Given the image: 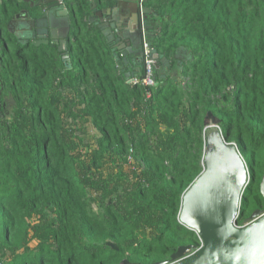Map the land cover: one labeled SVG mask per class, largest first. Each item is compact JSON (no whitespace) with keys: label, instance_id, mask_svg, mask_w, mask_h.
<instances>
[{"label":"trees","instance_id":"16d2710c","mask_svg":"<svg viewBox=\"0 0 264 264\" xmlns=\"http://www.w3.org/2000/svg\"><path fill=\"white\" fill-rule=\"evenodd\" d=\"M63 5L65 57L25 47L24 76L3 77L0 264H151L199 246L177 217L208 112L248 170L238 222L263 205L264 0H146L151 87L117 67L86 0ZM126 68L140 79L142 62Z\"/></svg>","mask_w":264,"mask_h":264},{"label":"water","instance_id":"95a60500","mask_svg":"<svg viewBox=\"0 0 264 264\" xmlns=\"http://www.w3.org/2000/svg\"><path fill=\"white\" fill-rule=\"evenodd\" d=\"M113 1L116 6L120 2L125 3L128 31L135 34L140 13L148 12L147 8L142 7L146 0ZM132 5H136V8ZM89 9L94 12L96 7L93 5ZM49 14L66 18L63 0H0V24L7 21L8 33L14 32L10 29L12 25H20L17 33L20 37L26 36L32 46L50 45L65 57L67 38L63 37L58 44L52 43L54 29H49ZM41 23L46 24L47 28L42 29ZM5 33V29L0 26V39ZM121 45L124 50L127 47L130 49L129 43L122 42ZM116 49H111L115 59ZM152 54L155 59L158 58L154 49ZM123 55L126 56V53ZM139 55V59L127 61L132 70L137 61L142 62L141 51ZM116 65L131 79L138 78L135 71L125 72L122 60H117ZM203 126L202 171L183 192L177 217L180 225L198 236L200 245L180 246L169 260L151 264H264V209H255L242 221L243 227H236L240 202L249 183L244 160L236 145L226 142L219 120L210 112L206 114ZM259 194L264 205V173L259 184ZM106 244L113 250L117 249L111 242ZM119 264L139 263L124 259Z\"/></svg>","mask_w":264,"mask_h":264},{"label":"crops","instance_id":"0c3cea01","mask_svg":"<svg viewBox=\"0 0 264 264\" xmlns=\"http://www.w3.org/2000/svg\"><path fill=\"white\" fill-rule=\"evenodd\" d=\"M88 3V6H95L96 10L90 11L87 16V24L91 26H95L100 33L102 34V37L104 39L105 44L108 46V48L111 50L112 48H118L115 50L116 53V61L122 60L125 65L124 69L125 72L129 73L130 70L126 68V66H130L128 60L132 61L136 58H138L141 51V43H142V35L140 32V17H138V23H137V31L135 34H131L128 31L127 27V13H126V5L124 2H120L118 6L114 4L113 0H86ZM133 8H136V5H132ZM144 7V6H142ZM66 9V8H65ZM67 11V17H55L52 14H49L50 17H48L49 22V29H54L53 34L51 36L52 43L58 44V42L63 38H67V44H68V37L70 35V19ZM50 12V11H49ZM144 17V13H143ZM90 18V21L88 22ZM98 24V25H97ZM5 24H0L5 31L6 27H4ZM41 28H47V25L44 23H41ZM69 26V31L68 30ZM118 26L119 28H117ZM20 25L14 24L12 25V29L17 33L19 30ZM145 29V26H144ZM118 31H121L120 34H118ZM129 43L130 49L128 47L124 50L123 47H121V43ZM56 48V47H55ZM57 50V49H56ZM61 53V52H60ZM123 53H126V56L123 55ZM62 55V53H61ZM139 59V58H138ZM138 62V61H137ZM134 71V70H133ZM129 80L131 77H128Z\"/></svg>","mask_w":264,"mask_h":264},{"label":"flooded vegetation","instance_id":"af4514ba","mask_svg":"<svg viewBox=\"0 0 264 264\" xmlns=\"http://www.w3.org/2000/svg\"><path fill=\"white\" fill-rule=\"evenodd\" d=\"M7 26V23L4 27ZM12 32L14 29L10 27ZM5 35L0 39V118L6 116L10 112V99L9 95L6 94L3 84L5 82V76L8 72V67L13 69L14 74L9 76L12 79V85L15 84V80L21 79L24 76V69L22 68V54L20 50L24 51L25 47L27 49L32 46L29 41H27L26 36L20 37L19 33L15 31L13 33H8L7 29L5 31ZM18 34V35H17ZM46 45V44H43ZM50 46V45H48ZM51 47V46H50ZM138 63V62H137ZM10 73V70H9ZM4 77V78H3ZM256 209H264V205L257 207ZM255 210V209H254ZM248 217V216H247ZM247 217L241 219L239 224L242 223ZM187 245H194V244H187ZM182 245V246H187ZM170 257L166 260H169ZM165 261V260H164Z\"/></svg>","mask_w":264,"mask_h":264},{"label":"built area","instance_id":"2783aa9c","mask_svg":"<svg viewBox=\"0 0 264 264\" xmlns=\"http://www.w3.org/2000/svg\"><path fill=\"white\" fill-rule=\"evenodd\" d=\"M140 32L142 35V43H141V58H142V77L140 79L134 78L130 79V83H141L144 87H151L155 85L154 82V65L155 60L152 54V47L149 44V42L146 40L145 33H144V17L143 13H140ZM249 177V176H248ZM249 182V178H248ZM239 217H240V211L237 213L236 218L238 220L236 221V227L241 228L243 227L242 224H239Z\"/></svg>","mask_w":264,"mask_h":264}]
</instances>
